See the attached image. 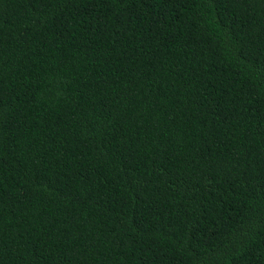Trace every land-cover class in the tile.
Instances as JSON below:
<instances>
[{
  "label": "trees",
  "instance_id": "1",
  "mask_svg": "<svg viewBox=\"0 0 264 264\" xmlns=\"http://www.w3.org/2000/svg\"><path fill=\"white\" fill-rule=\"evenodd\" d=\"M0 264H264V0H0Z\"/></svg>",
  "mask_w": 264,
  "mask_h": 264
}]
</instances>
